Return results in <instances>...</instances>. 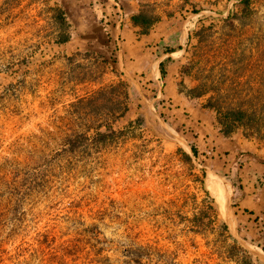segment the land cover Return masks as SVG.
I'll use <instances>...</instances> for the list:
<instances>
[{
  "label": "rangeland",
  "instance_id": "1",
  "mask_svg": "<svg viewBox=\"0 0 264 264\" xmlns=\"http://www.w3.org/2000/svg\"><path fill=\"white\" fill-rule=\"evenodd\" d=\"M118 1L0 0V264H244L247 257L231 250L234 240L229 232L226 239L220 223L233 199V229L241 239L240 231L258 241L264 200L251 210L237 208L224 182L230 198L222 213L202 169L235 188L243 181L245 188L262 189L264 0H251V17L233 26L225 20L237 0ZM113 2L123 15L121 60L120 18L115 44L105 42L100 21L119 13ZM49 7L66 13L71 41L64 46L52 42L56 28ZM141 8L160 17L144 36L130 22ZM201 29L205 40L199 43L195 32ZM175 33L180 102L169 97L156 62L158 43ZM119 80L127 83L129 108L113 128L123 134L104 147L85 141L69 151L65 137L100 112L72 103ZM200 82L218 91L223 107L240 106L260 120L256 136L245 138L243 129L232 136L250 143L239 153L261 163L240 162L233 181L225 175L228 153L205 141V128L218 132L213 112L201 109L214 94L196 100L197 113L184 109L185 93ZM183 145L197 147L202 168L192 163V170L183 161ZM240 168L248 171L244 179ZM203 186L219 222L195 233L191 219L207 201Z\"/></svg>",
  "mask_w": 264,
  "mask_h": 264
},
{
  "label": "trees",
  "instance_id": "2",
  "mask_svg": "<svg viewBox=\"0 0 264 264\" xmlns=\"http://www.w3.org/2000/svg\"><path fill=\"white\" fill-rule=\"evenodd\" d=\"M115 1L119 2L118 0ZM250 4L251 0H237L235 10L231 12L225 22L233 26L235 21L243 22L250 18L253 14ZM109 5L113 8V10H116L115 6L111 4ZM48 10L53 13V17L55 18L56 31L53 33L52 37L53 44L57 46H64L70 43L71 33L69 31L70 27L67 21L66 13L61 7H49ZM113 17H116V19H114L113 21L114 26L109 23V19ZM119 18L120 15L117 11H114L111 16H102V19L100 21L102 22V31L104 32V35L107 38L105 42H107L109 39V41H113V43L115 44V39L113 40V31L115 33V26L116 23H118ZM159 20V16L153 15L149 11L147 12L146 10H144V8H141L137 13L133 14L130 17V22L132 26L138 30L139 35L143 36L148 35L154 25L159 22ZM202 34V29L195 32V36L197 37L199 43L204 42L205 40L204 37H202ZM192 37L193 35H190L189 39L191 40ZM178 38L179 37L177 33H175L172 38L168 41L161 40L158 43L156 50L158 52L164 53H173L179 51L180 45ZM169 64L170 63L168 59H164L159 64V72L161 74L163 82H165L166 78H168L169 75L172 74L170 73L168 67ZM181 92L182 91H179V94ZM211 92L214 95H211L206 99L205 104L202 105L201 109L207 112H213L217 131L222 138L230 139L238 131V129L244 130L245 134L243 136L245 138H250L253 135L256 136L260 132V120L258 119V116L255 112H250L240 106L223 107L219 103L220 101L218 97L215 96L219 94L218 91H216L215 89H210L206 83L200 82L199 85H197L195 88L190 89L185 93V102L183 105L185 106L184 109L191 108L194 109V111H198L196 100L203 98ZM117 93L119 94V96L117 95ZM128 100L129 93L127 90V83L124 80H119L116 84L101 87L88 97L78 98L74 103H72V106L87 105V107L92 109V112H95L94 110L100 112H95V115L91 114L92 122L87 123L83 129L65 137V148H68L69 151H74L80 143H83L85 141H87L88 143H94L96 147H104L105 145L118 140L119 136L123 134V131L115 130L113 128V124L119 119L124 118L127 114L129 108ZM104 103L108 104L107 107L104 106ZM102 108H107V112L103 114L101 112ZM131 125L132 122L129 123V126ZM190 147L195 157L198 158L199 151L197 147L194 145H190ZM179 153L181 154L183 161L189 164L190 168L194 170L195 168L192 164V160L190 159V157L181 150L179 151ZM242 157H249V159L252 158V160L258 162L253 156H251L250 153H248V155L239 153L238 158ZM239 166V162H236L235 169ZM237 171H234V173L227 172L228 174L225 175L227 178L233 181L234 176H237ZM204 178L205 173L201 171L200 182L202 185H204ZM258 182L260 184V187L264 190V177L258 176ZM239 188L241 189L240 185H237V189ZM203 192L207 197V201H205V205L191 219V228L192 230H194L195 233L201 232L205 229L208 230L207 228H212L215 221L219 222L214 200L210 197L208 191L204 189V186ZM220 227L223 235L226 237V239H229L230 236L228 235V230L225 223H220ZM239 228H241L240 222ZM259 232L260 237L258 238V241H253V239L244 235L241 231L239 232V234L247 242L254 244L255 246L264 251V223L261 225V231ZM231 250L241 252L247 257V262L244 264H262L258 260H255L249 253H247L241 247H239L235 241H233Z\"/></svg>",
  "mask_w": 264,
  "mask_h": 264
},
{
  "label": "crops",
  "instance_id": "3",
  "mask_svg": "<svg viewBox=\"0 0 264 264\" xmlns=\"http://www.w3.org/2000/svg\"><path fill=\"white\" fill-rule=\"evenodd\" d=\"M174 53H161V56L158 57V60L156 61L159 65L164 59H168L169 60V70H170V74L168 78H166L165 83H166V89L167 92L169 94V97H172L173 100L175 101H181L183 99V96H180L181 94H179V92L176 89V75L175 72H173L174 70H176L179 66V63L177 61L173 60V55ZM178 54V53H177ZM181 98V99H180ZM194 110V109H193ZM195 112L197 113V111L195 110ZM205 132H207V134H209V137H207L205 139V141H214V144H221L223 146V150L225 152H227V157H229V162H231L230 164H228V170L227 172H231L234 173V171H236L235 169V163L239 162H243L245 159V162H249L250 159L248 157L245 158H238V153L242 152L246 146H249V142L248 141H241L240 139L238 140V137H231L230 139H224L222 138L218 132H213L212 129H207L205 128ZM201 140V139H200ZM246 166V165H245ZM231 170V171H230ZM241 170V168L239 169ZM244 172H248L247 170H244ZM239 172V177L242 179L245 178L246 173ZM240 184H242L241 189H237L235 188V192H234V196L235 198H237L236 200H238V206L237 208H243V209H247V210H251V206L255 205V201L256 200H264V193H263V189L260 188H245L243 187V181L240 182ZM238 233V231H237ZM244 240V239H243ZM246 241V240H244ZM247 242V241H246ZM248 243V242H247ZM257 247V246H256ZM258 248V247H257ZM260 249V248H258ZM263 253L264 251L262 249H260ZM250 254V253H249ZM255 260H258L259 262H261L262 264H264L263 261H261L260 259L254 257L252 254H250Z\"/></svg>",
  "mask_w": 264,
  "mask_h": 264
},
{
  "label": "water",
  "instance_id": "4",
  "mask_svg": "<svg viewBox=\"0 0 264 264\" xmlns=\"http://www.w3.org/2000/svg\"><path fill=\"white\" fill-rule=\"evenodd\" d=\"M113 4L116 5V7L120 13V21L117 24V28H116V42H117V46L119 48V55H120V60H121V50H120V46H119V32H120L121 22L123 20V15H122L121 8L116 3L113 2ZM121 70L124 71V69L122 67H121ZM183 149L185 151V154H187L190 157V159L192 160V163L194 165L200 167L196 163V157L193 154L191 147H189L188 145L187 146L183 145ZM200 168H202V167H200ZM202 170H204L207 173H211V174L215 175L216 177L220 178L221 180H223L225 183H228L231 186L233 193L235 192V186L231 181L227 180L225 177H222V176L216 174L213 171H209L205 168H203ZM231 200L233 201V199H231ZM232 201L229 203V205H227L228 207H227V211H226V222H225V225L227 226V230H228L230 236L232 237V239L237 244H239L241 246L242 249H244L248 253L252 254L254 257H256V258H258L264 262V253L260 249L254 247L253 245H251V244L247 243L246 241H244L243 239H241L237 233V230L233 229V226H232V224H233L232 204L233 203H232Z\"/></svg>",
  "mask_w": 264,
  "mask_h": 264
},
{
  "label": "bare ground",
  "instance_id": "5",
  "mask_svg": "<svg viewBox=\"0 0 264 264\" xmlns=\"http://www.w3.org/2000/svg\"><path fill=\"white\" fill-rule=\"evenodd\" d=\"M184 36V35H183ZM207 188L215 198L217 205L222 209V213L227 205L229 197V186L223 180L209 173L207 176ZM226 220V219H225Z\"/></svg>",
  "mask_w": 264,
  "mask_h": 264
}]
</instances>
